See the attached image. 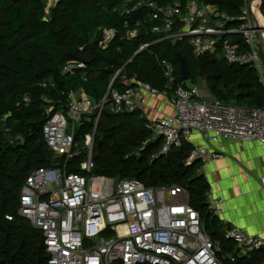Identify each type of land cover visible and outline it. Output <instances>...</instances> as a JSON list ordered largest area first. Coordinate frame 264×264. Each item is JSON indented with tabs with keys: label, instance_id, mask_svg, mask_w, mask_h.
Masks as SVG:
<instances>
[{
	"label": "trees",
	"instance_id": "16d2710c",
	"mask_svg": "<svg viewBox=\"0 0 264 264\" xmlns=\"http://www.w3.org/2000/svg\"><path fill=\"white\" fill-rule=\"evenodd\" d=\"M46 0H0V264H48L44 238L28 220L19 216L20 196L27 178L36 169L63 163L55 157L43 136L46 111H66L71 91L83 90L96 104L108 93L118 69L129 62L113 89L124 90L123 77L149 82L166 90L160 61L175 68L176 84L207 83L211 95L224 105L264 108V84L259 71L249 65H232L222 52L197 57L187 42L161 39L152 30L159 25L147 8L132 10L127 0H57L47 11ZM161 4L198 2L238 15L245 0H157ZM261 11L264 13V0ZM234 26H238L234 23ZM117 35L105 49L99 47L102 30ZM138 30L132 40L123 38L128 30ZM235 42L245 47L243 38ZM158 41V42H157ZM152 44L135 55L140 46ZM189 61L191 79L182 82L176 53ZM264 58V55L262 54ZM84 62V69L65 71L71 62ZM171 90L168 91L170 95ZM96 115H91L94 120ZM143 111L114 114L108 104L101 115L94 149L95 173L121 181L138 179L149 187H183L190 204L201 216L204 230L219 241L224 252H232L235 262L226 264H264V250L240 255V249L225 238L229 228L208 209L210 186L199 160L185 166L194 146L185 142L166 155H158L162 139L143 143L151 137ZM86 122L77 129L82 136L91 132ZM114 128L112 134L111 130ZM85 159L81 153L68 164L69 172H80ZM13 217L8 220L6 217ZM119 264V263H115Z\"/></svg>",
	"mask_w": 264,
	"mask_h": 264
},
{
	"label": "built area",
	"instance_id": "2783aa9c",
	"mask_svg": "<svg viewBox=\"0 0 264 264\" xmlns=\"http://www.w3.org/2000/svg\"><path fill=\"white\" fill-rule=\"evenodd\" d=\"M46 1L51 7L57 2ZM127 3L133 4L132 10L145 7L152 13L153 20L159 24L152 30L161 36L158 41L187 42L197 57L220 50L229 64L256 68L264 84L261 0H245L238 15L195 1L165 5L157 0H127ZM116 35L114 29L102 30L99 47L107 48ZM137 35L138 30H128L123 38L132 40ZM234 35L243 38L245 47L235 42ZM151 45L140 46L135 55L147 51ZM129 62L131 60L116 71L100 103H94L83 90L71 91L65 112L55 111L53 107L47 109L43 136L48 148L55 157L63 158V163L36 169L27 178L20 196L19 216L42 233L48 264L235 262L233 253L224 252L221 243L204 230L200 213L191 206L189 194L183 187H149L138 179L116 181L95 173L96 133L108 104L114 114H130L147 108V95H168L171 90L168 97L174 114L147 122L151 137L143 147L162 139L158 155H166L189 142L195 133L207 138L256 141L264 146V108L224 105L213 96L205 95L199 84L187 87L176 84L175 68L168 60L160 61L167 81L165 91L136 77L125 76L122 79L124 90L113 89ZM75 67L84 69L86 64L71 62L65 71ZM94 114L96 117L92 120L90 116ZM86 122L93 126L84 136L85 159L79 166L80 172H69L68 164L81 153L75 140L77 129ZM220 158V153L196 146L185 166L199 160L204 167ZM222 204V199L209 195L208 209L214 216L221 217ZM225 238L235 244L240 253L264 250L263 238L235 225L229 226Z\"/></svg>",
	"mask_w": 264,
	"mask_h": 264
},
{
	"label": "crops",
	"instance_id": "0c3cea01",
	"mask_svg": "<svg viewBox=\"0 0 264 264\" xmlns=\"http://www.w3.org/2000/svg\"><path fill=\"white\" fill-rule=\"evenodd\" d=\"M147 101L143 110L147 121L174 114L168 95H147ZM189 143L221 154L202 169L210 197L223 200L221 221L264 239V146L256 141L207 138L200 133H195Z\"/></svg>",
	"mask_w": 264,
	"mask_h": 264
},
{
	"label": "water",
	"instance_id": "95a60500",
	"mask_svg": "<svg viewBox=\"0 0 264 264\" xmlns=\"http://www.w3.org/2000/svg\"><path fill=\"white\" fill-rule=\"evenodd\" d=\"M262 1V0H261ZM262 46H264V42L261 40ZM264 55V53H263ZM177 61L180 64V77L182 82H189L191 79V74L189 70V61L188 59L183 56L181 53H176ZM112 134L114 132V128L111 130ZM101 142L97 144V147L100 148ZM197 161V160H196Z\"/></svg>",
	"mask_w": 264,
	"mask_h": 264
},
{
	"label": "rangeland",
	"instance_id": "374dc122",
	"mask_svg": "<svg viewBox=\"0 0 264 264\" xmlns=\"http://www.w3.org/2000/svg\"><path fill=\"white\" fill-rule=\"evenodd\" d=\"M45 4H46V8L49 7V10L52 8L51 5L48 3V1H45ZM49 10H48V11H49ZM173 44H175V43H173ZM199 82H200L199 85H200V87L202 88V92H203L205 95L212 96L211 93H210V91H209V89H208V87H207V83H206L205 79H204V80L202 79V80H200ZM2 129H3V125H2V123L0 122V130H2ZM77 150H78V151H83V152H85L84 136H82L81 140L79 141V146H78Z\"/></svg>",
	"mask_w": 264,
	"mask_h": 264
}]
</instances>
